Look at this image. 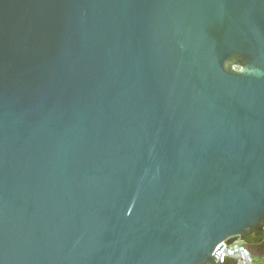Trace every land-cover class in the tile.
I'll return each instance as SVG.
<instances>
[{
    "label": "water",
    "instance_id": "95a60500",
    "mask_svg": "<svg viewBox=\"0 0 264 264\" xmlns=\"http://www.w3.org/2000/svg\"><path fill=\"white\" fill-rule=\"evenodd\" d=\"M264 229V0H0V264H220Z\"/></svg>",
    "mask_w": 264,
    "mask_h": 264
},
{
    "label": "built area",
    "instance_id": "2783aa9c",
    "mask_svg": "<svg viewBox=\"0 0 264 264\" xmlns=\"http://www.w3.org/2000/svg\"><path fill=\"white\" fill-rule=\"evenodd\" d=\"M262 232H264V229ZM260 243L264 245V238L260 240ZM216 259L220 264H249L253 261V252L245 242H236L232 245L224 242L217 252Z\"/></svg>",
    "mask_w": 264,
    "mask_h": 264
},
{
    "label": "trees",
    "instance_id": "16d2710c",
    "mask_svg": "<svg viewBox=\"0 0 264 264\" xmlns=\"http://www.w3.org/2000/svg\"><path fill=\"white\" fill-rule=\"evenodd\" d=\"M264 238V232H255L252 236L246 238L245 243H247L251 248H261L264 247L260 240Z\"/></svg>",
    "mask_w": 264,
    "mask_h": 264
},
{
    "label": "rangeland",
    "instance_id": "374dc122",
    "mask_svg": "<svg viewBox=\"0 0 264 264\" xmlns=\"http://www.w3.org/2000/svg\"><path fill=\"white\" fill-rule=\"evenodd\" d=\"M253 252V261L249 264H264V247L251 248Z\"/></svg>",
    "mask_w": 264,
    "mask_h": 264
},
{
    "label": "crops",
    "instance_id": "0c3cea01",
    "mask_svg": "<svg viewBox=\"0 0 264 264\" xmlns=\"http://www.w3.org/2000/svg\"><path fill=\"white\" fill-rule=\"evenodd\" d=\"M229 264H232V263H229Z\"/></svg>",
    "mask_w": 264,
    "mask_h": 264
}]
</instances>
